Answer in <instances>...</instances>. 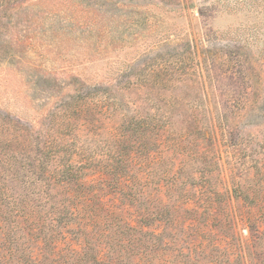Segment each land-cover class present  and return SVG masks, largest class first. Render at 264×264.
<instances>
[{
	"label": "rangeland",
	"instance_id": "1",
	"mask_svg": "<svg viewBox=\"0 0 264 264\" xmlns=\"http://www.w3.org/2000/svg\"><path fill=\"white\" fill-rule=\"evenodd\" d=\"M0 264H264V0L0 7Z\"/></svg>",
	"mask_w": 264,
	"mask_h": 264
},
{
	"label": "trees",
	"instance_id": "2",
	"mask_svg": "<svg viewBox=\"0 0 264 264\" xmlns=\"http://www.w3.org/2000/svg\"><path fill=\"white\" fill-rule=\"evenodd\" d=\"M19 1L20 0H0V7L10 6L11 4H16ZM64 179L65 180H63V182L61 184V185H63L64 188H68L74 181L75 182L78 181V180H73V179L69 178L68 176H66Z\"/></svg>",
	"mask_w": 264,
	"mask_h": 264
}]
</instances>
